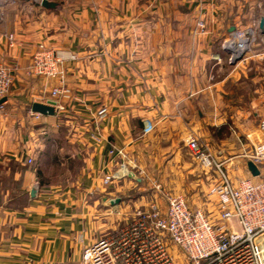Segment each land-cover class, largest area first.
<instances>
[{"label": "crops", "instance_id": "crops-1", "mask_svg": "<svg viewBox=\"0 0 264 264\" xmlns=\"http://www.w3.org/2000/svg\"><path fill=\"white\" fill-rule=\"evenodd\" d=\"M50 1L0 0V64L14 75L0 98V264H83L84 247L124 211H165L157 186L178 195L201 177L191 135L230 150L237 126L258 139L248 118L264 114V76H217L225 61L244 62H230L227 41L253 33L245 61L264 50V0ZM42 45L61 58L60 76L28 72ZM48 101L55 114L35 117L33 104ZM221 158L232 179L264 175L248 158Z\"/></svg>", "mask_w": 264, "mask_h": 264}, {"label": "built area", "instance_id": "built-area-1", "mask_svg": "<svg viewBox=\"0 0 264 264\" xmlns=\"http://www.w3.org/2000/svg\"><path fill=\"white\" fill-rule=\"evenodd\" d=\"M238 48L244 52L248 45L243 41ZM229 60L233 62V57ZM60 62L55 50L42 45L33 54L28 72L58 77L62 73ZM13 84L12 70L0 64V98L9 93ZM63 92L56 88L52 91L54 95ZM34 115L41 116L40 112ZM153 128L147 121L145 132ZM187 145L200 165L214 175L210 193L217 197L221 223L214 224L203 209H193L185 197L166 193L157 186L167 202L165 211L153 202L112 232L86 245L83 264H177L171 247L178 248L188 264H264V179L246 177L234 183L222 156L213 154L196 135L189 137ZM249 160L258 166L261 175L264 118Z\"/></svg>", "mask_w": 264, "mask_h": 264}, {"label": "rangeland", "instance_id": "rangeland-1", "mask_svg": "<svg viewBox=\"0 0 264 264\" xmlns=\"http://www.w3.org/2000/svg\"><path fill=\"white\" fill-rule=\"evenodd\" d=\"M246 36L250 38V42L248 43V49L245 51L244 57H245V55H247V53L250 52V45H251L252 37L254 35H253V33H251L250 35L247 34ZM259 49H260V51H259ZM256 52L257 53L254 54L253 57H250L247 61L243 62L242 59L236 61V64L239 63L240 61L243 62L242 65H240V66L234 65L232 67V66H230V64L227 61H225V64L222 66L223 68L218 70L217 76L221 77V75H224L228 72L230 73L231 71L232 72L234 71L233 73L236 75H242V77L244 74H245V76H248V75H253L256 73L260 74L261 76H264V58L262 59L259 56L264 52V50L262 49V47L259 48L257 46ZM263 115L257 116V118H255L253 115L250 114L248 121H251V124H253V126L256 127L260 123V121L262 120ZM256 133L259 135V132H256ZM256 136L257 135H255V133H254V136L252 135V137L248 136L246 134V132H244L241 129V127L237 126V129H235V133H234V146L230 150H224L225 146H221L220 143H219V145L216 144V145H213V147H211L210 145L202 142L200 139L199 140L201 143L206 145L209 148V150L213 154H215L216 156L219 157V156L225 155L228 158L239 159L241 161V163H243L247 158L249 159V157L253 153L254 143L257 141L256 139L254 140V138ZM240 141L243 144H245L244 147L239 146ZM218 146H220V147H218ZM187 149L190 152V154L193 156V153L189 150L188 145H187ZM197 164L201 169V173H200L201 177L197 176L194 179H190V184L183 185V187L181 188V189H183V192L178 193V195L185 197L188 204L193 209H197V208L203 209L207 213V215L213 220V216L215 217L218 214V212H220V211H219V207L217 204L216 195H213L210 193V187H211V184L213 182V177H211V175H210L212 173L207 172L206 168H203L199 163H197ZM224 164H225V162H224ZM262 171L264 172V170H262ZM246 177L247 176L238 177L236 175V177H234L233 179L231 176V179L234 181V183H237L240 179H243ZM260 178L264 179V175L259 177V179ZM194 183H196L195 186H194ZM137 197L141 198V199L144 197L145 202H147V198L149 197V195H148V193H146V191H144L142 194L138 195ZM154 198H155V196L152 195V198L150 200H153ZM142 205H144V204H141V207L139 210H137V208L134 207V209H131V211H129V212L124 211V214H123L121 220L117 221L116 226L113 225V227L111 228L112 230L107 232V234L112 232L113 230H115L116 227H119V225H122L126 219L129 220V219L133 218L134 215L137 214L139 211L144 210V209H142V207H143ZM145 209H147V208H145ZM211 215H213V216H211Z\"/></svg>", "mask_w": 264, "mask_h": 264}, {"label": "water", "instance_id": "water-1", "mask_svg": "<svg viewBox=\"0 0 264 264\" xmlns=\"http://www.w3.org/2000/svg\"><path fill=\"white\" fill-rule=\"evenodd\" d=\"M41 4L46 8H56L58 5L57 2L50 1V0H42ZM260 28L262 29V31H264V18H261V20H260ZM243 41L246 44H248L250 42V38L247 37L246 35H244ZM224 49L232 55L233 63L242 59L244 54H245V51H246L245 50L244 52H240V50L238 48V43L236 41H232V40L227 41L224 44ZM33 110L36 112L43 113V114L53 115V114H55L54 102L53 101H48L47 103L35 102L33 104ZM247 164H248V168L251 171L252 175H254V176L260 175V169L252 160H249ZM35 193H36V189L33 188L31 191V195L35 196ZM120 201H121L120 198H115V199H112L110 201V203L112 205H114V204H118Z\"/></svg>", "mask_w": 264, "mask_h": 264}, {"label": "bare ground", "instance_id": "bare-ground-1", "mask_svg": "<svg viewBox=\"0 0 264 264\" xmlns=\"http://www.w3.org/2000/svg\"><path fill=\"white\" fill-rule=\"evenodd\" d=\"M244 44L246 45V43L244 42Z\"/></svg>", "mask_w": 264, "mask_h": 264}, {"label": "trees", "instance_id": "trees-1", "mask_svg": "<svg viewBox=\"0 0 264 264\" xmlns=\"http://www.w3.org/2000/svg\"><path fill=\"white\" fill-rule=\"evenodd\" d=\"M221 131V130H220Z\"/></svg>", "mask_w": 264, "mask_h": 264}]
</instances>
